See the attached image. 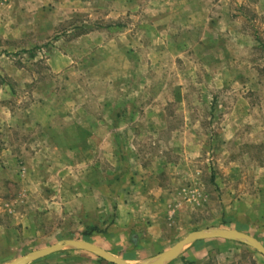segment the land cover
Masks as SVG:
<instances>
[{
    "label": "rangeland",
    "instance_id": "1",
    "mask_svg": "<svg viewBox=\"0 0 264 264\" xmlns=\"http://www.w3.org/2000/svg\"><path fill=\"white\" fill-rule=\"evenodd\" d=\"M215 229L264 246V0H0V264L64 239L152 262ZM166 264L264 258L212 238Z\"/></svg>",
    "mask_w": 264,
    "mask_h": 264
},
{
    "label": "water",
    "instance_id": "2",
    "mask_svg": "<svg viewBox=\"0 0 264 264\" xmlns=\"http://www.w3.org/2000/svg\"><path fill=\"white\" fill-rule=\"evenodd\" d=\"M212 238H233L245 241L251 244L264 258V246L253 236L234 229H215V230H197L188 233L183 239L178 241L170 249L162 253L155 261L132 263L126 260L115 257L108 253L104 249L83 240L76 239H64L60 240L52 245L44 247L40 250L34 251L30 254L20 256L7 264H27L39 258L45 257L51 253H54L63 247L71 246L79 250L88 251L96 256L108 261L111 264H166L180 249L189 242L196 240L212 239Z\"/></svg>",
    "mask_w": 264,
    "mask_h": 264
},
{
    "label": "trees",
    "instance_id": "3",
    "mask_svg": "<svg viewBox=\"0 0 264 264\" xmlns=\"http://www.w3.org/2000/svg\"><path fill=\"white\" fill-rule=\"evenodd\" d=\"M93 230H96V227H92L91 229H89L88 231L84 232V235H89Z\"/></svg>",
    "mask_w": 264,
    "mask_h": 264
},
{
    "label": "crops",
    "instance_id": "4",
    "mask_svg": "<svg viewBox=\"0 0 264 264\" xmlns=\"http://www.w3.org/2000/svg\"><path fill=\"white\" fill-rule=\"evenodd\" d=\"M12 231V230H11Z\"/></svg>",
    "mask_w": 264,
    "mask_h": 264
}]
</instances>
